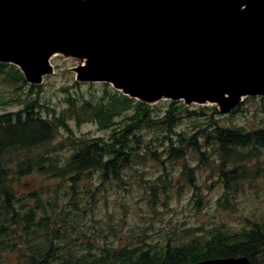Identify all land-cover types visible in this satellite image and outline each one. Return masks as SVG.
Wrapping results in <instances>:
<instances>
[{"label":"trees","instance_id":"obj_1","mask_svg":"<svg viewBox=\"0 0 264 264\" xmlns=\"http://www.w3.org/2000/svg\"><path fill=\"white\" fill-rule=\"evenodd\" d=\"M0 86V107L18 108L0 114V264H195L230 257L264 264V218L248 221L249 228L240 232L222 224L206 237L177 243L167 236L164 243L152 244L143 240L142 232L124 245L122 235L128 234L117 230L113 235L118 238L116 244L97 245L94 232L80 231L77 238H69L62 225L66 222L51 217L39 192L19 197L13 184L41 174L68 180L67 187L74 191L93 173L103 181L122 182L126 171H137L140 165L154 163L166 172L167 163H182L185 174L193 175L190 156L198 161V169L216 157L218 184L224 189L219 204L225 207L232 199L228 195L231 188L246 177V163L259 164L264 154V119L262 126L248 129L235 126L230 117L248 112V106L259 101L264 111V97L246 98L224 114L217 106H187L182 101L146 104L103 84L98 96L68 94L66 110L57 113L42 104V86L28 84L15 65L0 63ZM226 117L231 125L223 124ZM88 121L108 136L76 137L71 122L81 126ZM64 133L68 145L63 141L54 145ZM65 150L69 154L63 160L50 156V152ZM193 182L192 176L190 183L197 188ZM48 204L53 206L52 201ZM95 232L101 233L102 228ZM14 255L18 263L8 260Z\"/></svg>","mask_w":264,"mask_h":264},{"label":"water","instance_id":"obj_2","mask_svg":"<svg viewBox=\"0 0 264 264\" xmlns=\"http://www.w3.org/2000/svg\"><path fill=\"white\" fill-rule=\"evenodd\" d=\"M145 103L264 97V0H0V63L42 85L53 54ZM196 264H251L220 258Z\"/></svg>","mask_w":264,"mask_h":264},{"label":"rangeland","instance_id":"obj_3","mask_svg":"<svg viewBox=\"0 0 264 264\" xmlns=\"http://www.w3.org/2000/svg\"><path fill=\"white\" fill-rule=\"evenodd\" d=\"M85 63V59L72 57L67 53L53 56L50 62L52 71L44 76V82L40 85L42 104L60 113L67 108L68 94L86 98L100 95L103 84L86 79L80 73ZM0 90H3L1 86ZM260 105L259 101L248 106V112L230 117L232 122L235 126L248 129L262 126L264 111L260 109ZM17 110L15 105L0 107V114ZM232 122L228 117L223 119L224 125H231ZM71 127L78 138L108 136L107 132H101L90 121L81 126L71 122ZM64 137L65 133L54 145L60 141L68 145V140ZM68 154L69 150L50 152V156L59 160H63ZM218 163L216 157H210L209 165L198 169V161L190 156L188 164L194 169L193 175L185 174L182 163L173 166L167 163L166 172L156 164L149 163L140 165L137 171H126L122 182L103 181L99 174L93 173L83 178L74 189L75 192L67 187L68 180L48 179L41 174H31L13 184L19 197L39 192L42 206L51 217L66 222L62 225L67 228L69 238H77L80 231L94 232L97 245H104L106 242L116 244L118 238H114V232L121 230L129 235H122L125 238L124 245L129 244L131 236H138L142 232L143 240L152 244L164 243L167 236H172L173 242L177 243L206 237L213 228L222 224L240 232L249 228L248 221H263L264 154L259 164L246 163V177L238 186L231 188L228 195L232 199L225 207L219 204L224 189L218 184ZM192 176L197 188L190 183ZM152 188L155 189L154 192L151 191ZM49 201L53 202V206L48 204ZM28 203L37 205L32 200H28ZM100 228L101 233L95 232ZM81 242L82 240L78 243ZM8 260L13 263L19 261L15 255Z\"/></svg>","mask_w":264,"mask_h":264},{"label":"bare ground","instance_id":"obj_4","mask_svg":"<svg viewBox=\"0 0 264 264\" xmlns=\"http://www.w3.org/2000/svg\"><path fill=\"white\" fill-rule=\"evenodd\" d=\"M55 55H56V53L53 54V56H55ZM53 56H52V57H53Z\"/></svg>","mask_w":264,"mask_h":264}]
</instances>
